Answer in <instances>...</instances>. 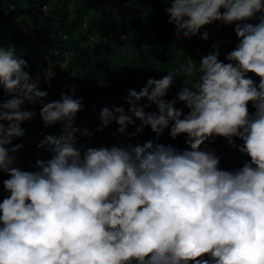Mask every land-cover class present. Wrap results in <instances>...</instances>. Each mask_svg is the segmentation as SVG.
Returning <instances> with one entry per match:
<instances>
[{"label": "clouds", "instance_id": "clouds-1", "mask_svg": "<svg viewBox=\"0 0 264 264\" xmlns=\"http://www.w3.org/2000/svg\"><path fill=\"white\" fill-rule=\"evenodd\" d=\"M165 11L178 38L199 33L206 41L201 29L219 22L234 25L238 42L224 60L213 43L198 68L192 59L181 65L195 82L170 100L177 72L128 89L122 99L132 115L123 105L103 107L96 131L114 122L112 135L131 139L145 126L156 138L167 129L172 138L183 134L182 150L153 141L78 142L77 134L93 135L74 126L83 98L72 89L49 102L40 74L30 75L14 45L0 46V172L8 176L0 264H264V0H170ZM43 75L50 83L53 71ZM26 104L40 105L45 127L61 126L37 145L50 159H36L32 170L18 164L24 144H13L36 115ZM132 116L141 124L126 133ZM217 137L250 159L221 169L208 147Z\"/></svg>", "mask_w": 264, "mask_h": 264}, {"label": "trees", "instance_id": "trees-1", "mask_svg": "<svg viewBox=\"0 0 264 264\" xmlns=\"http://www.w3.org/2000/svg\"><path fill=\"white\" fill-rule=\"evenodd\" d=\"M169 6L170 0H0V46L14 45L17 53L27 61V70L32 76L40 72L44 80V70L49 67L55 76L50 83L40 82L41 90L49 93L48 101L59 100L61 93L73 95L74 89L73 98H83V108L77 113L75 126L81 129L94 125L99 127V113L103 107L111 110L123 105L128 114L129 105L122 97L127 95L128 83L133 81L129 75L133 72L143 76L151 73L157 79L168 72H177L175 83L166 97L170 100L181 87L192 86L195 82V77L190 80L179 71L181 65L192 59L198 68L202 57L212 51L213 43H219L220 59L224 60L226 53L238 42L234 25L221 27L219 22L201 29V32H209L206 41L200 38L199 33L191 38H178L174 25L168 23L165 9ZM90 11L92 18H87ZM122 48L128 53H121ZM68 69L71 70L70 82L59 84ZM119 72L128 79L126 84L118 77ZM250 75L256 81L259 79L254 74ZM5 99L0 88V102ZM109 100L111 104L105 105L104 102ZM25 106L27 110L35 111L36 115L31 121L23 123L29 128L24 127L25 136L14 139L13 144H24L16 154L18 164L23 163V170H32L35 160H45L49 153L37 148L43 137L36 135L38 138H35L29 131L34 125L42 123L40 105ZM176 106L185 113L188 111L182 102ZM249 111H255L251 103ZM133 120L135 123L128 126L126 133L135 132L141 124L139 119L134 117ZM116 129L117 125L113 122L100 132L95 130L91 137H79L77 134L78 142L92 147L111 146L117 140L124 144L142 145L150 141L148 135L152 134L150 127L145 126L140 134L127 139L118 133L113 136ZM45 130L47 135L61 134L59 124L45 127ZM151 137L155 143L171 145L176 149L187 147L183 134L172 138L164 132L159 138L155 135ZM236 143L242 142L237 139ZM208 147L219 155V166L223 170L240 167L245 159H250L228 145L223 137H217ZM29 148L33 149L34 155ZM7 178L0 172V202L7 195L3 187Z\"/></svg>", "mask_w": 264, "mask_h": 264}, {"label": "rangeland", "instance_id": "rangeland-1", "mask_svg": "<svg viewBox=\"0 0 264 264\" xmlns=\"http://www.w3.org/2000/svg\"><path fill=\"white\" fill-rule=\"evenodd\" d=\"M87 1V0H86ZM84 7V6H83ZM92 15H93V13L90 11V14L87 16V18H92ZM221 27H223V25L221 24L220 25ZM125 35H128V33H126ZM120 51H121V53H123V52H125V53H128V51H125V49H120ZM66 72H67V74L65 75V77L64 78H62L61 80H59L58 81V83L59 84H61V83H68V82H70V78H71V70L70 69H68V70H66ZM37 74H40V72H37ZM53 76H55V74H53ZM118 77L120 78V80L124 83V84H126L127 82H128V79H126V78H124L123 76H122V72H119L118 73ZM129 77L132 79L133 78V81H132V83H128V86H127V91H128V89H130V88H135L137 91H139V89L141 88V87H143L145 84H146V81H147V79L149 78V77H152V78H156V76L155 75H153V74H149V75H147V76H143L142 74H138V75H136V73L135 72H133V74L132 75H129ZM40 78H41V75H40ZM100 79H101V81H102V77H100ZM157 79V78H156ZM41 83H44V80L41 78ZM126 94H127V92H126ZM105 103V105H107V104H111V101L109 100V101H106V102H104ZM141 104H146L147 103V100L145 99V100H143V101H141L140 102ZM25 108H26V106H25ZM153 109H154V105H152L151 107H149V108H146L145 109V111L147 110V111H153ZM128 115H132L130 112H128ZM132 118L134 119V116H132ZM77 124V121H74V126ZM22 127L24 128V127H26L27 129L29 128L28 127V124H26V125H24V124H22ZM117 127H118V125H117ZM116 128V127H115ZM87 129L90 131V132H94L96 129H97V126L96 125H94V126H92V127H88L87 126ZM29 131H31V133L34 135V137L35 138H38L37 136L39 135L40 137H43L44 138V136L47 134V132H46V130H45V126L43 125V122L41 123V124H39V125H34V127H31L30 129H29ZM166 131H168L167 129H165V131L164 132H166ZM30 133V132H29ZM37 135V136H36ZM155 134L152 132V134H149L148 136H150L149 137V140L150 141H153L154 143H155V141L153 140V137H151V136H154ZM90 142V140L88 141V143ZM29 151H32L31 152V155H34V151H33V149L32 148H29ZM34 159H36V158H34ZM46 159H50V155H48V157L46 158ZM20 167H21V169L23 170V168H24V165H23V163H21L20 164Z\"/></svg>", "mask_w": 264, "mask_h": 264}]
</instances>
